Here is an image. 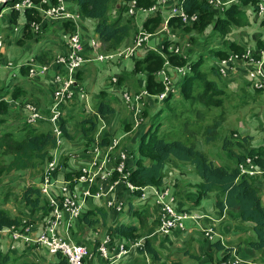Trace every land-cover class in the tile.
<instances>
[{
  "label": "crops",
  "instance_id": "obj_1",
  "mask_svg": "<svg viewBox=\"0 0 264 264\" xmlns=\"http://www.w3.org/2000/svg\"><path fill=\"white\" fill-rule=\"evenodd\" d=\"M66 1L68 12L70 14L79 15V20L76 22H73L70 19L49 20L41 15L43 17L42 29L38 32H33L29 25L31 35L29 34L27 37L26 35L24 36L22 31L25 24H27L25 14L18 13L20 11L17 12V10L14 11L22 16L23 25L19 29L18 26L13 29L14 33L11 35L8 33V30L9 27L14 26V24H12V8L11 10L9 8H4L0 12V20H2L3 26L0 30H5L8 33L7 36H10V39L8 40L0 39V101L3 100L8 105V113L5 115L4 113H0V118L5 120L4 123L0 124V130H4L5 132L19 130L17 129L18 125H22L25 118L24 105L26 102L36 104L41 113L48 110L52 95V85L50 82L51 74L46 78L31 80L28 78V73H25L23 69L26 71L29 69L28 63L31 60L41 65H48L53 62L56 56L65 54L67 52L66 36L72 32H70V28L64 27L63 24L69 23L71 28H74L73 33L78 32L81 37L84 49L83 56L86 59V63L77 73L75 95L72 99L66 102L63 108V115L68 117L66 135L61 132V136L58 138L56 145L47 151L48 160L41 167L42 171L39 176L30 177L26 172L18 173V175H20V177L26 176L29 178L27 182L28 185L36 186L41 190L44 186L46 187L47 194L41 193L42 200L48 204L49 208V198L60 199L63 196L62 186L65 184L73 190L76 199L81 203L83 216L96 208L105 211L107 214L105 223L98 224L92 228L87 227L83 223L81 217L70 219L67 214H63L58 233L60 236L69 238L74 243L77 242L89 249L92 255L86 260V264H108V262H105L96 252L97 246L105 237L110 238V246H113L114 249L117 248V245H122L129 249V257H122L117 264H135L136 256L142 258L141 261L143 264H153L151 255L142 251V248L139 246L134 247L136 241H125L123 238L116 237L108 231L109 227H115L119 223H128L131 221L128 214L130 203L134 206L142 203L143 200L141 197H135L134 194H131L126 190H116L107 195L101 194L107 189L108 184L121 178V176L115 173L108 181L109 183H103L99 179H96L95 184L91 187L84 183H79L77 178L81 169L87 167L93 160L98 157L99 160L104 159L105 152L102 150L103 145H100V142L103 139H107V141L109 139H117L119 141L118 147L107 155V160H104L105 170H113L114 164L121 153H124L127 156V166L131 171L136 166L135 162L139 158L136 153L137 144L141 136L147 131L151 124V121H149L151 114L157 112L158 107L160 108L159 110H162V101H158L156 98L158 93H150L146 87V74L135 72V63L143 60L148 52H155L164 59L163 66L153 74L152 81L161 85L163 87V92L168 88V96L169 93L170 95H173L172 102L181 99L179 88L182 77L178 74L176 67L168 64L165 60V52H168V46L175 44L179 45V43L181 44L183 41L185 46L189 45V40L185 39L184 34L181 33V31L176 33L168 27L169 20L171 18H176L171 17L169 13L177 0H163L164 3L155 13L138 12L134 17L130 18L125 12V14L122 15V20H131L129 23V38L114 51H108L106 50V46L102 45L99 54L115 53L123 51L126 48H131L138 33H144L148 36L142 46L136 49L135 54L132 57L128 59L115 58L111 63L94 60L95 56L91 53L89 45L91 39L97 38L94 34V26L96 22L83 19L74 1ZM143 1L148 3L149 6H139L147 9L152 6L156 0ZM122 4V0H112L106 18L110 19L116 16L118 14V8ZM248 10L249 8H246V15L249 24L254 26L260 21V18L254 13L249 15L247 13ZM4 11H7L8 13L4 14ZM155 15L160 18V24L156 26L153 24V28L149 27V30L146 29L144 27L145 21ZM177 20L179 19L177 18ZM247 29L249 28L241 30L243 38L238 39L237 42L242 45L246 44L247 48L251 49L253 52L259 51L264 69V48L256 49L257 46L255 41V37L259 34L261 40L264 42V29L260 27L256 32L257 34L250 36L247 35L245 37L244 35L247 32ZM26 32H28V30ZM16 33L17 39H14L13 37ZM37 33L40 34L38 35ZM32 34L34 35L33 37H31ZM192 37H194L193 34H190L189 38L192 39ZM15 52L18 53V63H13L8 57V55H13ZM257 57L259 58V56ZM218 61L219 60H214L213 62L206 63L205 67H209V65H217ZM244 68V65L239 66L241 72L235 77L236 79L229 78L228 81L230 82H225L229 88L234 87L235 85L238 87L241 84L244 86V90L241 91L249 92L250 90H253L251 83L244 75ZM161 70L165 72L164 74L169 80L167 87L163 84L164 76L160 73ZM114 80L118 83L121 80L120 84L116 85V82H113ZM14 88L20 89L23 96L12 98L11 91ZM125 90L129 91L131 97L139 95L142 91H145L146 94L143 95L139 101L133 100L131 103H127L122 96V92ZM257 97L259 99H264V92L258 93L251 100H254ZM99 102L109 104L114 109V113L107 116L97 115L95 110ZM197 109L201 114L204 113L201 109ZM94 114L97 115L96 126L91 134L94 142L86 144L80 126L76 125L78 122L83 121ZM165 116L164 112L162 117ZM255 117H257V119L253 122ZM249 122L251 123L252 128H264L263 120L256 114L253 115ZM244 125L247 126V129L249 128L247 121L244 122ZM34 127L39 131H44L51 128V125L49 124L48 126L46 122H38ZM260 135H262V133H260ZM233 137L235 142H237L241 148V141L240 143L238 142V136L233 134ZM198 144L201 145V142ZM262 144L263 138L258 142V146ZM256 145L257 144H253V146ZM202 147L204 148L205 146ZM51 162L55 163V168L47 172L48 164ZM168 165L169 162L167 163L165 170ZM175 187L176 185L171 189V196L175 200L176 207L191 211L194 210L196 213L200 214H207L208 218L202 221V225L206 226V224L208 225V223L212 222L210 219H215L217 220L215 225L218 226L215 229L218 237L214 241L206 240L198 229L193 230L192 233H190L191 235L188 234L186 238V242L188 243L184 246H178V249L182 252L181 255L195 259L196 262H193V260H186L185 264H221L229 258L237 259L242 264H261L260 254L250 248L248 244L242 243V245L244 244L242 247L235 246L240 244L238 239L240 237L241 239L243 238L242 233L244 232V229L240 224H235L233 222V219L238 221L234 214L231 212H223L222 215H219V212L214 209L213 204L209 206L207 211H203V209L200 208V205L192 207L191 203L196 198V192H192L188 188L187 191H184L185 189L183 190L182 186L180 187L179 185L177 188ZM85 192H89L90 194L86 196L84 194ZM209 197L210 196L206 197V199ZM260 199L261 205L264 208V192H262V190L260 191ZM185 200L190 203L189 207H185ZM110 201H112L115 206L121 205V209L119 211L114 210L113 207L108 205ZM148 203L151 208V219L154 220L156 219L158 210L152 205V201H149ZM10 210L12 211V209ZM10 210L8 209V211ZM22 212L24 214L22 216V225L15 228L19 229L23 225L30 226V230L26 235L31 241L26 242L20 240L14 243L11 242L9 234L0 233V251L3 254L8 255L13 260V264H57V256L50 254L45 247L39 246L33 242V240L42 233L46 220L51 214V208L47 214L40 212L34 214L30 218L27 216L30 213L28 209H24ZM10 213L12 214V212ZM17 214L18 213L13 215ZM132 222L136 224L135 220ZM242 225L249 229L252 227L249 223H243ZM8 228L10 227H4L2 229ZM157 230L158 226L151 234L155 239H157L156 236L158 235ZM251 233L254 235L252 230ZM251 233L246 237L248 241L252 239ZM227 235L231 238L230 242H233L235 245L227 244L225 242L224 236ZM174 241L172 240L173 243L171 242V246L174 245ZM214 242H219L224 249L219 250L213 248L212 243ZM171 249L172 248H166L164 251L166 253ZM226 249H229V252L226 251ZM193 250H195L196 254ZM226 254L227 258L224 260L223 257ZM169 258L170 259H164L157 264H173L172 257ZM177 259L179 260V258Z\"/></svg>",
  "mask_w": 264,
  "mask_h": 264
},
{
  "label": "trees",
  "instance_id": "obj_2",
  "mask_svg": "<svg viewBox=\"0 0 264 264\" xmlns=\"http://www.w3.org/2000/svg\"><path fill=\"white\" fill-rule=\"evenodd\" d=\"M73 1L83 19L96 22L94 26V34L100 43L106 46V50H116L129 38V23L131 20L123 21L122 15L125 14L126 4L130 0H122L123 4L119 6L117 11L118 14L110 19L106 18V14L112 0ZM179 1L181 2V7L187 14L198 15V21L192 24L193 29H191L187 27L190 25H184L177 20V18H171L168 22V27L173 32L177 30L181 31V33H184V31H195L197 34L203 36L202 34L204 31L211 26V34L215 35L216 39L219 40V45L210 49L211 51L209 54L212 59L211 62L214 60H221L231 53L240 54L247 48L246 44L242 45L236 41H230L227 38V35L233 30V28L245 26L249 23L248 17L246 16V7L248 3L255 4V2H251L250 0H239V2L229 4L222 11L202 0ZM138 4L146 7L149 6L148 3H145L143 0H138ZM17 15L16 12H12V24H14ZM25 16L27 18V24H25L22 31L24 36L26 35L27 37L29 34L31 35L29 25L30 21H33L32 12L27 10ZM160 21V18L155 15L145 21L144 27L148 29L149 27H152L153 24H155V26L160 24ZM63 26L70 28V32L73 33L74 28H71L69 23H65ZM259 26L264 29V17L261 18ZM27 30L28 32H26ZM192 40H194V38H192ZM255 41L257 46L256 49L264 48V42L261 40L259 34L255 37ZM202 59L203 58L199 56L196 61H192V56L189 53L182 58L181 56L174 55L170 52H165V60L168 64L174 67L189 65L190 68L189 72L182 77L179 88L181 99L175 101L180 105L185 103L184 105L185 107L187 106V108H185V111L169 112L170 118L175 121L176 125L178 124L179 118L184 117V114L186 117H189V119L192 116L202 117V114L197 108L201 109L203 112H209L208 110L218 108L222 104L220 97L223 93L217 86V83L208 79L205 72H200L201 66L203 65ZM163 63L164 59L155 52H148L143 60L135 63V72L146 74V87L150 93L160 94L163 92V87L152 81L153 74L161 69ZM23 70L25 73H28V69L27 71L25 69ZM209 70L211 74L221 81L223 80L226 85L228 79H223L220 76L216 65L210 66ZM77 73L75 78H77ZM120 81L119 83L116 82V85H119ZM242 90H244V88ZM250 91L254 93L251 94L246 91V94L250 95L248 97L250 100L258 93L262 92L261 89L254 88ZM20 96H23L20 89L14 88L11 91L12 98ZM172 96L173 95H170L169 93V96L167 94L166 98L162 100L164 108L154 114L152 117L154 121L158 119V117H161L164 112L166 114L167 109L169 111L172 110L171 107H169L172 102ZM7 106L8 105L3 100L0 101L1 114L4 113L5 115L8 113ZM95 111L97 115L102 116L114 113V109L104 102H99ZM42 114L46 118L49 115V110ZM96 114L78 122L76 125L80 126L86 144L94 142L91 134L96 126ZM67 120L68 117L62 115L56 122V125L64 135H66ZM153 120L137 144L136 153L139 158L136 160V166L132 171L127 166L128 158L126 156L125 166L131 171L127 178L128 182L138 189L144 187L162 188L164 187L162 186L163 177L168 162L173 161L191 166L195 175L199 178V183L195 186L196 198L191 203V206L196 207L203 199L212 196L214 209L219 212V215H222L223 212H231L236 216L238 222L242 224H251V230L254 234L255 240L249 241L248 245L260 254L261 264H264V208L261 205L260 199L263 178L262 176L249 177L246 175H239L238 171V165L244 162L248 157L255 158L254 163L264 171V143L257 148H245L243 151L240 149L238 143L235 142L233 136L231 137L233 141L231 139L228 140L227 137L223 138L221 141V149L225 151L224 154L227 158L230 159L231 162H234L233 167L229 169L223 165L214 164L208 155L196 147V144L198 143L196 142L197 135L203 137L204 143L214 142L216 137H213V135H215L218 130L219 124H204V126H202L198 123V128L194 130V128L191 129L188 127L187 122L189 120H185L183 129L172 133V129L161 132L162 130H159L161 126H159V124H154ZM4 121L5 120L0 118V124L4 123ZM38 122H46L48 126L49 124L51 125L47 120H41ZM37 123L29 125L24 118L22 125H18L17 129L19 130H12V132L0 130V177H7L12 174L24 172L30 177L39 176L42 171L41 167L48 160L47 151L56 145V137L53 134L52 125L49 129L39 131L34 127ZM111 140L112 139H109L107 141V139H103L100 142V145H103L102 148H105L111 143ZM243 140L246 141V138ZM236 149H240V152H236ZM114 173L119 175L117 172H113V174ZM117 190L128 191L123 185L118 186ZM41 192L40 188L33 185L26 186L21 192L20 201L22 202L24 209L30 211L29 215H27L29 218L40 212L47 214L50 210L48 204L42 200ZM140 193L139 190H136L131 194H134L135 197L139 198ZM149 201H152V205L158 210V207L154 204L152 199L143 201L136 206L130 203L128 214L131 221L128 223H119L115 227H109L108 231L114 236L123 238L128 242H135L143 239V242L141 243L142 251L151 255L154 260H157L158 254L153 246L154 238H152L151 234L155 228L157 229L158 221L157 219H151ZM2 203L3 204L0 205V228L19 227L22 225V216L24 215L22 212L23 210L19 211L17 215H13L8 211L6 206H4L5 203ZM106 216L107 214L105 211L98 208L91 210L84 216L82 214L80 215L83 223L89 228L98 224H104ZM133 220H135L136 224L132 222ZM176 234L177 233H174L175 236L180 235ZM166 238L168 237H165L164 240H166ZM212 247L219 250L224 249L219 242L212 243ZM228 250L229 249H226V251ZM56 256L58 258L57 264H66V260L63 257L60 255ZM226 258L227 254L223 259L225 260ZM0 264H13V260L0 251Z\"/></svg>",
  "mask_w": 264,
  "mask_h": 264
},
{
  "label": "built area",
  "instance_id": "obj_3",
  "mask_svg": "<svg viewBox=\"0 0 264 264\" xmlns=\"http://www.w3.org/2000/svg\"><path fill=\"white\" fill-rule=\"evenodd\" d=\"M206 1L209 5L216 9L224 10L226 6L231 3L239 2V0H202ZM255 2L252 4L251 9L258 17H264V0H250ZM164 3L163 0H156L155 3L149 8L145 9L139 6L137 0H130L126 5V14L129 17H134L138 12H148L155 13L158 8ZM42 14L45 18L49 20H59V19H70L73 22L79 20V15L70 14L67 9L66 0H44L42 2ZM41 5V6H42ZM41 6H33L30 0H21L18 2L14 9L20 12H25L31 8L38 10ZM170 16L176 17L184 25H192L198 21L197 14H187L181 7V2L176 1L175 5L170 10ZM146 34H137L134 40V45L132 48H126L123 51H118L115 53L99 54V50L102 46L97 38L90 40V49L93 53L94 60L98 62L111 63L113 59H128L135 54L136 49L140 48L142 44L147 39ZM67 52L63 55H58L55 57L53 62L48 65H41L30 61L28 64V78L42 79L46 78L51 74L50 82L52 85V95L51 103L48 107L49 115L45 118L44 115L39 111L38 107L32 102H26L24 105L25 111V121L29 125L36 124L38 121L47 120L53 126V134L56 137V143L58 138L61 136V131L56 125V122L63 115V107L66 102L73 98L75 95L76 86V73L82 69L86 63V59L83 56V44L81 37L78 32L68 34L66 36ZM168 52L181 56L179 50L175 45H170L167 47ZM260 52H253L251 49L246 48L242 53H231L227 57L218 61L216 67L220 76L223 79H229L232 77L233 70L241 71L239 66L244 65V75L247 77L248 81L251 83L252 88L260 89L264 86V69L263 62L260 57ZM262 54V53H261ZM259 56V58L257 57ZM183 58V57H182ZM178 74L183 77L189 72V65L183 67H176ZM162 76H164L163 84L165 87L168 86L169 80L164 74V71H160ZM114 83L116 80L113 81ZM168 93V88L164 92L156 96L157 100L162 101L166 98ZM146 92L142 91L139 95L131 97L128 90L122 92L123 99L127 103L134 101H139L140 98L145 95ZM264 137V132H263ZM119 144L117 139H112L111 143L102 148L105 152L103 160H99V157L93 160L87 167L81 169L78 174L77 181L79 183H84L91 187L95 184V180L99 179L103 183H109L108 181L112 177L113 172H117L121 178L108 184L107 189L101 194H109L116 191L118 186L123 185L127 188L130 193L139 190L140 197L143 201H148L152 199L154 204L158 207L157 221L158 230L157 234L162 237H169L174 233L177 234H187L189 230L188 227L192 229H198L202 236L209 241H214L218 235L215 232L213 225L217 220L210 219L212 222L208 223L206 226H200L199 223L204 219H207V214H192L191 210L180 209L176 207L175 200L171 196V191L168 187L164 186L162 188L155 187H144L136 188L132 186L127 178L130 175L129 170L126 168V155L121 153L114 164L113 170L107 171L104 169V160H107V155L113 151ZM255 158L248 157L244 162L238 165L239 175H246L249 177L262 176L263 178V189H264V171L259 168L254 163ZM55 168V163L51 162L48 164V171ZM42 193L47 194V189L44 186L42 188ZM63 196L60 199L49 198V205L51 208V214L47 218L44 229L42 233L33 242L39 246L45 247L48 252L54 256L60 255L66 260V264H84L86 260L91 257L89 249L81 244L74 243L69 238H64L59 235L58 230L62 221L63 214H67L70 219L79 218L82 214L81 203L75 197L73 190L67 185L62 186ZM86 196L89 192L84 193ZM110 207L114 210L119 211L121 205L115 206L112 201L108 203ZM193 223V224H192ZM30 230V226L23 225L19 229L15 227H10L8 229L0 228V233L9 234L11 242H18L24 240L26 242L31 241L26 233ZM192 231V230H191ZM192 233V232H190ZM142 247V244L135 243L134 247ZM97 254L105 261L110 263H117L122 257H126L129 254V249L122 245H117L114 249L110 246V238L105 237L101 243L96 248ZM221 264H242L237 259L229 258L222 262Z\"/></svg>",
  "mask_w": 264,
  "mask_h": 264
},
{
  "label": "rangeland",
  "instance_id": "obj_4",
  "mask_svg": "<svg viewBox=\"0 0 264 264\" xmlns=\"http://www.w3.org/2000/svg\"><path fill=\"white\" fill-rule=\"evenodd\" d=\"M21 0H0V12L4 9V8H9L11 10V12H14L16 10H14V6L20 2ZM33 4V6L39 7L42 5V2L44 0H30ZM67 3V1H66ZM252 4L248 3L246 8H249V10L247 11V13L250 15L251 13L253 14L254 12L251 9ZM42 8L43 5L36 10L35 8H31L30 11L32 12V18L33 21H30V26H31V30L33 32H38L39 30L42 29V20H43V14H42ZM18 12V11H17ZM8 13L7 11H4V14ZM18 13H23L26 14L25 12H18ZM255 14V13H254ZM43 17H42V16ZM247 16V15H246ZM258 17V16H257ZM45 18V17H44ZM261 20V17H258ZM260 22V21H259ZM259 22L256 23L254 26H251L249 23L245 26H240V27H235L233 28V30H231V32L229 34L231 35H227V38L230 41H235L237 42L238 39H242V33L241 30H245L247 29V32L245 33V37L248 35H254L257 34L256 32L259 30L260 26H259ZM23 25V18L21 15H17L16 20L14 22V26L9 27L8 33H10L11 35L14 33L13 29L17 28L18 29L21 28ZM3 27L2 26V20H0V28ZM40 27V29H39ZM191 29L192 26H187ZM187 29V28H185ZM5 30H0V39H4V40H8L10 39V36H7V32L5 33ZM176 33H178L179 31H174ZM261 32V31H260ZM38 35L40 33H37ZM139 34V33H138ZM184 37L185 39L189 40V45L185 46L184 41H180L182 42L181 45L179 43V45L175 44V46L178 48L179 50V54L182 55V57H184L186 54L189 53L192 56V61H196L197 58L200 56L203 59V65L204 67L201 66L200 72H205L206 73V77L210 80H213L217 83V86L220 88V90L222 91L223 95L220 97V99L222 100V104L220 107L218 108H213L211 110H208L209 112L204 111V113H202V117L201 116H192L190 117H186L184 114V117L179 118L178 120V124L176 125L175 121H173L170 118V113L175 112H180V111H185V108H187V106L185 107V103L183 105L177 104L175 101L171 102L169 107H171L172 110H166V116L165 117H158V119H156L155 121L152 119V117L154 116L153 113L150 116V120L154 122V124H159V126H162V131L161 128L159 129L161 132H165L168 130H171L172 133L176 132L177 130L181 131L183 129L185 120H189L187 122L188 127H190L191 129L194 128V130L196 128H198V123L202 126H204V124H208V125H213V124H219V128L216 131L215 135H213V137L215 136L216 140L214 142H210V143H204V139L202 136L197 135L196 137V142H201L202 146H205L204 148L199 145L198 143L196 144L197 149H199L200 151H202L203 153H205L206 155H208V157L210 158V160L216 164V165H223L225 167H228L229 169H231L234 165V162H231L230 159L227 158V156L224 154V150L221 149V141L223 138L227 137L228 140L231 139V137L233 136V134H236L238 136V142L240 143L241 141V150L244 151L245 148H257L258 147V142L260 140H262L263 136L260 135V133H262L264 128H252L251 123L249 122L253 115L256 114L258 117H260L263 122H264V99L263 98H255L254 101L250 100V98H248L250 95L246 94V91H241L242 88H244L243 85H239L238 87L235 85L234 87H228L227 84L225 85L223 81H221L220 79H218L216 76H214L213 74H211L209 67H205L206 63H210L211 62V56L209 54V52L211 51L210 49L216 47L217 45H219L218 43V39H216L215 35L211 34V26L208 27L204 33L202 34L203 36H201L200 34H197L195 31H188L185 32L184 31ZM193 34L194 40H192L191 38H189V35ZM212 37H211V36ZM34 35L32 34L31 37H33ZM210 36V37H209ZM242 36V37H241ZM137 37V35H136ZM135 37V39H136ZM209 37V38H208ZM14 39H17V33L14 35L13 37ZM227 39V40H228ZM228 42V41H227ZM4 45V44H3ZM134 45V41L132 44V47ZM131 47V48H132ZM3 48V47H2ZM209 50V51H208ZM24 53V52H23ZM8 57L11 59V61L13 63H18L19 59H18V53H14L13 55H8ZM203 68V71H202ZM239 72L241 71H237V70H233L232 72V77L231 79H236L235 77L239 74ZM230 81H228L227 83H229ZM262 92H264V86L262 88H260ZM251 94H254L252 91H249ZM255 96V95H254ZM248 99V100H247ZM168 107V108H169ZM163 105H161V109H163ZM160 108L158 107V110ZM157 110V111H158ZM201 118V119H199ZM74 119V118H72ZM257 119V117H255L253 119V122ZM247 121L249 128L247 129V126L244 125V122ZM73 122V121H72ZM150 123V122H149ZM196 123V124H194ZM174 127V128H173ZM232 134V135H231ZM20 137V135H19ZM221 137V139H220ZM246 138V141H244L243 139ZM220 139V141L218 142V140ZM232 140V139H231ZM233 141V140H232ZM264 143V141H263ZM246 144H250L249 146H246ZM253 144H257L256 146H253ZM240 149H236V152H240ZM242 151V152H243ZM163 185L162 186H166L170 189L174 188V186L176 185L175 188L178 187V185L182 188L184 191H187V188L189 190H191L192 192H196V185L199 183V178L195 175L194 170L191 166L187 165V164H181L178 162H169V165L167 167V169L165 170L164 173V177H163ZM28 180L29 178L25 177H20V175H18V173L16 174H12L9 175L7 177L3 176L0 177V200L3 198L4 200L0 201V205L3 204L2 202H4V206H6L7 209H12V211L10 210V212H12V214H16L19 211L24 210V206L22 204V202L20 201V195L21 192L23 190V188H25L26 186H28ZM175 184V185H174ZM262 192H264L263 186H262ZM194 199V197H193ZM185 202V207H189V204L186 200ZM213 204V197H209V198H205L203 199L199 205L200 208L203 209V211H207L209 206H211ZM14 210V211H13ZM188 210V209H187ZM199 211V210H197ZM192 214H199L196 213L194 210L191 211ZM215 220V219H214ZM233 222L235 224H240L243 229L244 232L242 233L243 238L241 239V237L238 239V241L240 242V244L235 245L233 242L231 241V238L229 235L224 236V240L225 242L231 245H235L237 247H242L244 246V244L242 245V243H246L248 244V240L246 239V237L248 235H250L251 233V229L246 228L242 225V223L236 221L233 219ZM193 224V223H192ZM203 222L201 221L199 223L200 226H205L202 225ZM207 225V224H206ZM218 226H216L215 224L213 225L214 230L217 228ZM189 230L187 232V234H180L177 236H174V234H172L171 236H169L168 238H166V240H164L165 238L162 237L161 235H157V239L154 238L153 241V246L154 248L157 250V260H154L153 257L151 256L152 263L153 264H157L158 262H161L164 259H170L169 257H172L173 260V264H181L186 262V260H193V262H196L195 259H192L190 257H186L185 255H181V251H179L178 246H184L187 241V236L188 234H190V232H192L194 230V227H192V229L190 227H188ZM192 230V231H191ZM216 232V230H215ZM191 235V234H190ZM252 239L250 241H254L255 237L254 235H252ZM155 237V236H154ZM174 237V238H173ZM153 238V237H152ZM173 238V239H171ZM175 239V241H174ZM245 239V240H244ZM164 240V241H163ZM172 240L174 241V245L171 246V242ZM242 240V241H241ZM143 239L141 240H137L136 243H142ZM173 243V242H172ZM184 243V244H183ZM203 244H207V243H203ZM168 248H172L170 251L165 253V249ZM194 253L196 254L195 250H193ZM130 254H128L127 256L129 257ZM125 258H128V257ZM125 258H123L124 260H126ZM179 258V260L177 259ZM122 259V260H123ZM121 260V259H120ZM142 258L141 257H137L135 259V264H143L142 263ZM119 261V260H118ZM151 261V260H150ZM259 262V260H258ZM132 263V262H131ZM108 264H113L110 263L108 261ZM117 264V263H115Z\"/></svg>",
  "mask_w": 264,
  "mask_h": 264
}]
</instances>
